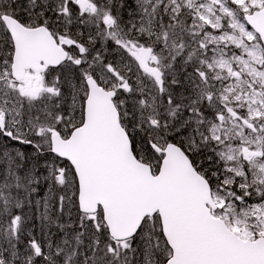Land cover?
<instances>
[{"label":"snow or ice","instance_id":"6c2138e0","mask_svg":"<svg viewBox=\"0 0 264 264\" xmlns=\"http://www.w3.org/2000/svg\"><path fill=\"white\" fill-rule=\"evenodd\" d=\"M0 264H264V0H0Z\"/></svg>","mask_w":264,"mask_h":264}]
</instances>
